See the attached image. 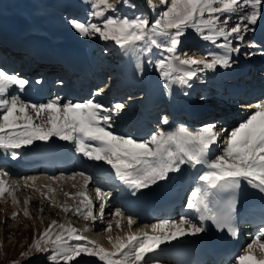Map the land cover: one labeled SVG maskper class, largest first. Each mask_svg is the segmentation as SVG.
<instances>
[{
  "label": "snow or ice",
  "instance_id": "obj_1",
  "mask_svg": "<svg viewBox=\"0 0 264 264\" xmlns=\"http://www.w3.org/2000/svg\"><path fill=\"white\" fill-rule=\"evenodd\" d=\"M89 2L92 8L91 17L104 18L103 23L98 25L91 21L85 23L70 20V25L80 36L98 35L101 40L113 41L125 55L150 53L155 47L167 54L155 62L161 78L181 85L188 84L197 75V69H193V66L202 65L198 69L201 71L213 70L217 65L230 66V57L227 54L210 53L204 60L181 58L177 49L186 29H193L202 40L211 42L228 53L239 52V47L232 46V40H243L244 34L251 31L250 26L256 25L264 17V0H170L167 10L154 23H150L143 16L131 19L106 16L107 12L115 9L110 0ZM167 3L168 0H161V4ZM233 16L237 17V22L230 26ZM158 37L163 38V42ZM221 38L223 43L218 44L217 41ZM177 72L179 75H174ZM27 83L28 81L17 75L0 70V149L10 151L14 157V150L22 146L57 137L74 143L76 151L88 160L103 161L110 165L115 177L133 189V194L167 180L170 173L179 172L183 165H204L208 169L199 176L203 186L191 193V199L187 203V208L199 214V224L189 218H181L179 221L165 220L151 225V235L141 230L130 232L124 238L116 237L115 242L109 237L114 250L108 251L95 241L88 240L70 223L58 224L53 220L33 240L29 249L30 252L34 250L38 253L51 250L52 254L48 257L50 264H79L78 258L83 256L95 257L102 264H150L147 259L150 253H155L162 244L180 237L203 233L204 222L207 220L212 221L218 230L226 229L235 237L237 231L233 225V215L236 212L234 193L240 189L241 181H246L253 189L264 193V101L256 103L254 113L228 132L224 140L223 154L212 158L213 146L218 144L227 129H218L217 125L210 123L196 131L186 127H179L174 131L158 130L150 139L138 142L113 134L110 130V110L104 109L93 100L61 104L58 99H52L47 104L34 105L25 103L16 96L6 98L11 88L16 86L23 90ZM122 107V104L116 103L115 112L118 114ZM163 123L167 124L166 118ZM88 142H95L96 146H90ZM7 175V172L0 173V177ZM34 180L35 177H26L25 186H29V182ZM88 180L85 176L81 189L74 194L81 198L78 206L73 208L67 204L56 205L55 201L53 204L65 213L71 212L94 224L97 217L93 212V201L86 192ZM14 192L15 189L6 180L0 179V198L10 197L11 202L16 205L19 201ZM220 193H229L230 197L223 199L219 196ZM64 195L69 199L74 198L71 193L66 192ZM108 196L109 193L101 192L97 188L96 198L101 201V219ZM28 204L29 199L26 198L24 205ZM24 215H29L26 208ZM121 215L119 211L115 213L117 217ZM15 216L16 213H13L12 218ZM127 223L131 228L135 221L129 218ZM116 227H121L118 220ZM111 229L112 224H109L106 230ZM69 241L84 243L71 244ZM257 252L260 254L259 258ZM21 255L27 256V253ZM236 264H264V228H261L259 235L237 258Z\"/></svg>",
  "mask_w": 264,
  "mask_h": 264
},
{
  "label": "bare ground",
  "instance_id": "obj_2",
  "mask_svg": "<svg viewBox=\"0 0 264 264\" xmlns=\"http://www.w3.org/2000/svg\"><path fill=\"white\" fill-rule=\"evenodd\" d=\"M139 1L140 3L145 4L144 0ZM0 20H9L15 24H19L20 26L27 24L26 27L29 30L42 29L40 25L35 22L34 19L31 20V16H28L26 9L23 7L21 8L20 6L17 8H6L5 10L0 11ZM41 31L42 33H40V36L42 38L59 40L61 42L67 43L68 45L73 44L77 47V50L80 53L82 51L83 53L87 54V50L82 46L81 41L59 38L58 36L47 34V32L43 29ZM263 36L264 17L258 20L256 25L252 26L250 34L245 37L243 42H238L235 45L236 47H239V52L233 51L231 53H228L227 51L224 52L216 49V55L227 54L230 57V66H217L215 68L216 76L215 78H213V80H218L220 84L225 85L226 90H223V95L229 103L233 104V113H227L228 115H226V117L222 120H199L196 124H192L188 121L187 117H182L183 115L181 114V112L185 109L183 107V103L189 98V96H192L197 91L198 88H196L195 83L202 79L201 77H196L199 76V74L201 75L202 71L197 70V75L194 76L186 85H181L175 81L169 82L165 79H162L159 71L155 68V62L163 58L161 57L162 55L154 59V62L152 64H143V62L139 60L137 55H134L132 53L125 55L123 50H121L116 44L113 45L116 64L115 68L111 71L112 74L117 75L116 81H102V83H100L98 86L93 87L95 81H91L86 75L88 73H91L90 70L97 68L98 65L95 64L94 59L89 58V64L86 66L88 70L84 68L85 71L81 73L72 74L71 76H58V78L60 79L56 80L52 84L44 82V89L37 96V101L35 103H29L26 100V86L23 90L14 86L6 94V98L11 99L13 96H16L19 97L21 101L34 105L47 104L52 99H58L61 104L85 103L84 100L86 91L90 89L95 90L96 88H100L99 90L111 92L109 98H119L124 96L126 98L132 99L134 98L132 97V95L136 91H139V96L143 95L147 98V106L157 105V102L164 98L167 101L165 102V105L161 110H165L164 113L165 118L167 119V124L161 122L160 130L174 131L179 127H186L191 131H196L210 123L217 125L218 129H227V132H225L219 139L218 144L213 146L212 148V158H214L216 155H222L224 140L227 138L228 132H230L233 128L237 127L239 123L244 121L250 114L254 113V105L256 103L264 101V93L256 95L250 101L238 100L237 98L233 97L236 93H238V91H236L237 86V88L246 89L249 92H254L256 90H264V66H262V68L256 69L258 66H261V64L264 65ZM248 43H250L251 45H255V47H252L251 49H259L260 52L252 54L248 57L243 56L242 50L245 49V45ZM240 61L245 62V67H243V74H245V71H247V74H245L244 77L241 76L240 78H236L234 73L241 71L239 68H236L237 63H239ZM21 66L22 64L19 65V67ZM247 66H249V68H247ZM193 69H197V67H193ZM0 70H4L6 73L11 74V72L8 71L5 65L3 64L0 65ZM174 75H179V73L177 72ZM21 77L22 76H20L19 78ZM131 77H133V79ZM194 78L196 79L194 80ZM73 79L76 80V89H79V94H69V96H64L67 91L68 82H72ZM115 82L120 83L119 90L116 93L113 91V83ZM125 83L133 84L135 90L128 91V89L124 87ZM122 87L124 88L122 89ZM214 92L218 93L221 92V90L219 88L218 90H214ZM107 97L108 96H105L103 99L96 98L93 101L100 103L103 108L106 109L104 100H106ZM194 100L195 99H192L191 101L193 103H198L199 108L202 109L204 107L205 103L203 102V100ZM128 111L130 110L128 109ZM240 111H242V114H237ZM240 115L244 116L240 117ZM147 117L148 120L150 119V117H152V115H148ZM44 118L46 119V116ZM119 118L116 121L111 120L112 127L110 130L115 135H122L125 137L126 135H128L127 131H129L130 128H134L133 130L131 129V135H135L137 138L141 139L142 141H145L150 139V133H152L153 131L155 133L157 131L151 128L153 127L151 121H147V127H143L141 126L140 122L132 123L124 121L122 118H120L119 120ZM131 124H133V126H131ZM88 143L90 144V146H96L95 142ZM46 150L56 152V158L58 160V163H60V161L64 159L67 160L72 156L76 159V161L65 165V167L62 169L55 167L52 169V171L48 173H46L43 168L39 167L26 174L16 173L15 171L17 170V167H13L8 164H0V173H8L7 176H2L0 177V179L6 180L8 185L15 189L14 194L16 199L19 201L18 204L14 205L11 202V198L5 196L3 198V207L5 206L9 207V209H13L15 206L22 205L24 203L23 199L25 200L26 198L29 199V204L27 206H30L32 196L30 194V189L28 188L32 187L31 190L34 191L36 195L42 197L45 194H48L51 198V202L55 201L56 205L67 204L75 208L76 206H78L79 199L81 198L75 197L74 194L81 189V186L84 184V177L87 176L89 180L87 183L86 192L87 195L93 201V212L96 210L97 214H99V204L101 203V201L96 198L97 188H99L101 192L109 193L102 219L99 214V218L95 222V224H93L91 221L81 222L82 220L80 221L77 216L73 215L71 212L65 213L61 210V208H59V211L61 216L65 218V220L66 218H69L79 223L80 225L77 226L76 229L80 230L81 233L86 236L88 240L95 241L96 244L103 246L108 251L114 250L112 247V243L109 242V237H111L112 241L115 242L116 237L124 238L130 232H138L141 230L146 231L151 235L153 234L151 230V225L163 222L165 220L179 221L181 218H189L194 223H200L198 218L199 214L196 213L195 210L187 208V203L191 199V193L195 191L198 187L203 186L202 182L199 180V176L208 170L204 165H198L195 167H192L190 165H183L181 166V170L179 172L170 173L169 178L167 180L159 181L157 184L151 185L149 188L141 189L135 192V194H133V189L125 185L123 195L133 194L139 199L149 200L148 205L150 206L153 205V202L156 198H158L160 194L167 193L170 196L177 197L183 186L184 188H186L187 186L192 185L190 194L186 199L187 203L184 207L179 208V212H171L168 214H164L162 217L157 219L142 220L135 218L129 209H124L121 211L118 210L122 213V215L120 217L115 216V213L117 212V207L116 203H114L113 196L111 195L112 191L110 189H101V187L94 185L93 181L89 177V173H92V170L90 169L91 166H94L96 169H98V171L113 176H115L114 170L111 169L110 165L105 164L103 161L88 160L82 153L76 151L74 143L62 141L57 137H52L46 142L34 141L32 145L22 146L20 149H16L14 151L18 152V154L26 156L31 154L32 152H44ZM11 155L12 153L10 151H4L0 149L1 158L4 157L6 160H9V157ZM77 173H83V175H76ZM26 177H35V180L30 181L29 186L27 187L24 183V179ZM69 177L74 178L70 179ZM41 183L44 186V188L42 189L44 192L40 191ZM241 190V194H245L247 200H255L256 208L264 210V193L259 192L258 189H253L251 185H249L246 181H241ZM66 192L73 194L74 198L69 199L68 197H66L64 195V193ZM219 196L223 199H227L230 197V195H224V193H220ZM111 208L113 210H111ZM129 218L135 221V224H133L131 228L128 227L127 223ZM49 220L51 221L49 225L52 223L53 220L57 221L58 224H63V222L59 223V220L56 218V216L52 215L51 213L49 214ZM117 220L121 224L120 228L116 227ZM39 221L41 222L40 219ZM109 224H112L111 231L106 230ZM204 227L205 231L203 233L194 236L189 235L180 237L177 240L171 241L170 243L162 244L156 250L155 253H150L148 255L147 259H149L150 264H178L177 261L180 258L185 255H190L194 247L200 245L206 239L210 238L211 234H215L217 232L216 226L210 220L204 222ZM85 228H88L89 230L84 231ZM261 228L253 230V232H245L244 237H247L248 239L247 242H245L244 244L245 248L241 251H238V254L232 257L227 264H236L237 258L244 253V251L247 249V246L252 243V241L259 235ZM242 229L246 230L249 228L247 226H243ZM56 231L58 232L59 229H56ZM69 243L76 244L84 242L69 241ZM256 255L259 258L260 254L258 252L256 253ZM78 259L79 264H102V262H100L95 257L83 256ZM73 264H75V262H73Z\"/></svg>",
  "mask_w": 264,
  "mask_h": 264
},
{
  "label": "rangeland",
  "instance_id": "obj_3",
  "mask_svg": "<svg viewBox=\"0 0 264 264\" xmlns=\"http://www.w3.org/2000/svg\"><path fill=\"white\" fill-rule=\"evenodd\" d=\"M138 1L110 0V2L113 3V5L115 6V9L113 11L107 12L106 16H112L113 18H130V19L135 18L137 16H143L147 18L150 21V23H154L157 19L160 18L162 12L166 11L167 7L170 5L169 3L161 4V0H144L145 7H143L139 3L140 1L139 2ZM131 5H135V7H131ZM19 6L21 8L22 7L25 8L26 12L28 13V16L29 17L31 16V20L34 19L35 22H37L40 25V27L47 32V34L58 36L59 38H64V39L79 40L81 41L82 46L87 50L89 57L95 60V63L97 64L100 63V65H102L101 63H103L105 65H109V67L115 66L116 60H115L114 47H113L115 43L113 41L101 40L98 35H94L90 37H82L72 28V26L69 23V21L72 19L85 23L91 21L93 23H97L98 25H101L103 23L104 18L97 19L91 17L92 8L89 0H0V11L5 10L6 8H17ZM223 18L224 17H221V19ZM236 22H237V17L233 16L230 21V26L235 24ZM250 27L252 28V26ZM170 31H174V30H170ZM248 34H250V31L244 34V39L246 36H248ZM157 39L163 42V38L158 37ZM243 40L233 39L232 46L235 48L236 47L235 45L238 42H243ZM181 41L182 42L177 49V52L181 56V58H193L197 60H204L208 58V54L210 53L216 54V49L224 52L227 51L218 48L216 45H213L211 42L202 40L200 36L193 29H186L185 35L181 37ZM217 43L218 44L223 43L222 38L218 40ZM248 44H246L245 49L242 50L243 56L248 57L251 56L252 54H256L260 52L259 49L258 50L255 48L254 50L251 49L252 48L251 44L250 43ZM164 55L167 54L161 52L159 49L152 48L150 53L140 54L137 55V57L139 58L140 61L143 62V64L146 63L152 64L154 62V59H156L159 56L163 57ZM193 67L194 68L197 67L198 70L201 69L203 66L200 65ZM215 76H216L215 69L202 70V74L199 76L201 77L202 80L197 81L195 83L196 88H198L197 91L195 92V96L198 97L201 96V98L203 97L201 100H203L204 103L206 102L209 103L207 100L212 101L213 105L218 111L217 117L222 119L226 117V115H228L227 113H233V109H232L233 104L229 103L227 99H225L223 95L224 94L223 90L225 89V85L220 84L218 80L217 81L213 80ZM107 78L109 77L105 76L106 81ZM131 78L133 79V77ZM75 82H76L75 79H73L72 82L70 81L68 82L67 91L64 94V96H69V94L70 95L79 94L80 91L79 89H76ZM98 85L99 84L95 85V87ZM219 88L221 92L215 93L214 90H218ZM97 92L98 91H94L93 95H95ZM138 94L140 95V92L136 91L132 95V97H136ZM95 96H93V98L91 97L89 98L87 94L84 102H87L88 100H94L96 98H102V99L104 98L103 96H96V97ZM124 98H125L124 96L119 98H112V97L109 98L108 96L106 100H104L105 108L107 110H110L109 114H112L113 121H116L120 117L124 121L131 122L135 117L136 113L134 112L129 113L127 111V108L131 105L125 103ZM131 100H133V98ZM216 100H218V102H216ZM116 103H120L123 105L122 109L118 113L120 116L115 112L114 109V105ZM241 112L242 111L238 112L237 114H242ZM163 115L165 117V113ZM163 115L159 114V116H163ZM242 116L244 115H240V117ZM138 121H140L139 118L135 120V122ZM160 125L156 123L155 124L156 129L154 127L151 128L152 129L154 128L155 130L158 131L161 129ZM131 129L133 130L134 128H130L129 131H127L128 135H126L125 137L131 138V134H132ZM152 134H154V131L150 133V137ZM135 140L138 142H142V140L137 137L135 138ZM40 185H41L40 191H43L42 189L44 188V186L42 185V183ZM31 188L32 187L28 188L30 189V194L32 196L30 206H25L23 203L20 206H15L13 209H9V207L2 206L3 198H0V264H47V262L48 264H50L48 257L49 255L52 254L51 250L49 252H40V253L34 250L31 252L29 251L33 240L37 239L39 235L48 227L49 223L51 222L49 220L50 213L56 216V218L59 220L58 221L59 223L60 222H63V224L70 223L75 228L80 225L79 223L73 221L72 219L66 218L65 220V218H63L60 214L59 211L60 207L55 206L53 202H51V198L49 197L48 194H45L44 196L40 197L36 195V193L32 191ZM188 193L190 194L189 191L186 192L187 195ZM45 196H47L48 198L45 199L44 198ZM25 208L29 213L27 217L24 215ZM111 210L113 209L111 208ZM13 213H16L14 219L12 218ZM94 215H96V217L98 215L99 218V214H97L96 210L94 211ZM77 218L80 221L82 220L81 222L85 221L82 218L79 217ZM39 219L41 220V222L39 221ZM245 242H247V240ZM244 248L245 246L243 245L241 250ZM22 253H27V256H22L21 255Z\"/></svg>",
  "mask_w": 264,
  "mask_h": 264
}]
</instances>
